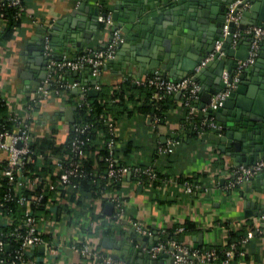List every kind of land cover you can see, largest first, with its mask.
<instances>
[{"label":"crops","instance_id":"0c3cea01","mask_svg":"<svg viewBox=\"0 0 264 264\" xmlns=\"http://www.w3.org/2000/svg\"><path fill=\"white\" fill-rule=\"evenodd\" d=\"M130 2L131 0H24L20 24L8 40H0V98L6 102L8 109L19 113L30 124L32 137L47 136L55 131L56 144H63L72 127V124L63 119V111L70 106L77 109L84 96L82 89L93 86L88 79L89 73L85 70L87 67L77 71L76 75L69 72L65 78L75 83L74 87L61 96L49 97L30 111L24 108L35 94L36 78L47 61L42 51L43 39L49 38L55 59L63 56L75 58L86 52L99 51L110 39L112 30L119 29L114 23L112 27H104L96 21L97 29L90 42L86 43L81 38L83 46L80 47L68 42L67 48H64V35L72 30L77 19H83L85 26L86 16L92 9H97L98 13L99 10L103 13L110 12L113 21L116 7L115 11L123 13L124 18ZM81 3L84 4V10L78 15L70 16L71 11ZM160 21L167 25L169 20L161 16ZM52 28L55 29L53 36L58 37L55 45L51 43L52 36L49 35V29ZM199 33V28L193 31V39ZM123 38L122 43L127 48L119 49L121 55H117L115 63L107 66L105 62L97 77L98 84L107 89L116 88L125 77L136 79L149 76L141 74L137 66L127 61L131 58L130 46L134 42L126 43L124 36ZM241 42L238 43L239 46ZM179 104L180 102L168 111L165 122L156 130L151 127L150 119L139 113L123 116L116 123L118 161L129 167H151L156 173L153 180H138L133 172L128 171L117 182V186H111L105 191L103 198H91L89 193L81 189L78 192L68 189L58 197L60 205L57 210L59 214L74 212L80 220V229L78 231L73 228L68 220L58 215L49 223L51 231L57 233L61 240L92 232L98 240L99 249L114 257L115 254L123 256L124 246L134 241L132 222L149 230L151 234L148 236L156 235L157 243L166 231L183 227L182 224L190 221L194 223L195 229L183 233L181 238L184 245L194 249L223 245L230 231L242 228L247 230L250 225L258 222L261 233H255L243 246L245 254L234 257L229 264H264V217L260 218L264 213V179H259V183L253 180L247 183L246 180L228 188L227 185L233 178L232 169L236 165L210 138L214 129H208L198 136H188L189 133L182 131L180 123L185 110ZM197 114L202 115L199 110ZM173 136H178L181 142L173 145L170 153H159L157 147L164 146L167 139ZM128 142L132 143V149L125 154ZM184 178L200 179L210 190L206 194L190 195L180 184ZM115 196H120L124 201L119 222L113 217L115 207L111 198ZM110 202L113 206L108 215L105 213V204ZM90 221L94 223L92 230L88 228ZM151 246L152 241L145 243L144 247L135 241V249L128 252L129 263L138 264L140 253L146 254L143 248ZM36 251L41 259L48 260V264H102L86 262L66 246L50 256L43 247ZM168 256L161 259L169 261ZM121 259L126 261V258Z\"/></svg>","mask_w":264,"mask_h":264},{"label":"built area","instance_id":"2783aa9c","mask_svg":"<svg viewBox=\"0 0 264 264\" xmlns=\"http://www.w3.org/2000/svg\"><path fill=\"white\" fill-rule=\"evenodd\" d=\"M248 7L243 0H231L228 4L224 24L222 27L221 39L215 42L214 48L194 69L185 77L177 80L149 75L142 78H130L139 85H147L152 88V99L161 100L166 97L175 96L179 93L180 107L185 110V115L180 123L183 132L200 135L208 129H218L213 116L208 110H216L221 107L228 98L231 91L240 82L242 72L253 65L258 57L260 42L264 39V25L249 26L245 29L239 28L242 12ZM14 9V18L18 19L24 10V0H0V34L5 29V9ZM97 22L104 27H112L113 21L110 12L103 13L99 10L96 17ZM233 26L229 48L234 49L245 37H249L248 57L245 60H236L231 71L223 70L221 79L224 88L212 96L209 104L198 108L196 102L199 98L200 85L196 80V74L201 72L209 62L227 56L223 49L225 38L229 34V27ZM15 29V28H14ZM124 38L119 29H113L111 37L103 49L95 52H86L75 58L63 56L55 59L52 54L50 40L45 37L42 41V51L46 61V75L35 90L34 96L23 106L27 110L34 109L39 103L51 96H61L76 84L66 80L68 72L79 71L89 67L90 76L97 78L102 65L107 60L114 58L118 46ZM99 90L100 85L96 83L92 87L82 89L83 95L88 90ZM83 99L78 103H85ZM136 102H130L129 107ZM202 115H198L197 111ZM150 119V118H149ZM7 120V121H6ZM0 124V264H48L46 260L37 255V249L43 247L47 255L54 254L63 246L69 247L80 257L89 263L100 262L102 264H130L124 259L115 258L110 254L103 253L99 249V243L92 232L74 237L73 239L61 240L57 233L51 231L50 221L58 215L71 223L73 228L79 231L81 223L74 212L58 213L60 205L58 197L68 189L78 192L82 181L90 179L95 182L101 178L99 197L103 198L105 191L122 179L123 175L131 171L137 179L153 180L156 176L155 170L151 167H129L121 164L116 156L117 129L109 117L105 118L104 125L108 131V140L104 144L105 171L102 174L89 172L83 165L87 156V140L82 138L92 123L72 124L75 134L70 137L68 143L57 154H43L35 152L31 147V127L19 113L8 109V117ZM153 129H157L159 118L150 119ZM181 142L178 136L169 137L164 146L159 145V153H170L172 146ZM47 168L46 172L41 168ZM50 168V169H49ZM264 170V158L257 159L254 163L233 167V178L227 187L243 183L258 172ZM180 184L184 191L190 195L206 194L210 189L200 179H181ZM115 207L114 218L121 219L123 213V199L120 196L111 198ZM264 217L263 215L260 218ZM259 220V219H258ZM119 222V221H118ZM258 223V222H257ZM250 225L246 234L231 242L227 240L223 244L222 257L216 253L214 248L199 250L175 241L163 243L158 241L156 245L143 248L152 259L159 257L160 251L168 252L173 257V264H195V263H216L229 264L235 256L245 254L243 246L255 233H261L259 224ZM140 235L151 234L149 230L140 224L131 223ZM88 228L93 229L94 223L90 221ZM184 227L175 230L180 233ZM173 247V251H169Z\"/></svg>","mask_w":264,"mask_h":264},{"label":"water","instance_id":"95a60500","mask_svg":"<svg viewBox=\"0 0 264 264\" xmlns=\"http://www.w3.org/2000/svg\"><path fill=\"white\" fill-rule=\"evenodd\" d=\"M231 0H131L128 10L123 13L116 10L113 12V23L125 37V42L131 43V56L127 59L143 75H156L171 80H177L187 76L212 49L215 42L221 39L225 13ZM248 7L242 12L239 23L240 29L247 26L264 25V0H243ZM84 10V4H79L70 13V16L80 14ZM97 9L88 12L85 19H77L70 32L65 37L67 43H75L76 47L83 46L81 38L86 43L90 42L91 36L97 29ZM168 19V24L162 23L160 17ZM168 27V28H167ZM199 28L200 33L193 39L192 32ZM86 29V31H85ZM233 26L229 27V34L225 38L223 49L225 57L215 59L196 74V80L200 85L199 98L196 102L198 108L209 104L213 95L224 88L221 79L223 70L231 71L236 60H245L248 57L249 37L242 40L241 46L235 49L229 48ZM55 29H49L51 43L57 44L54 37ZM121 43L114 58L107 60V66L115 63L117 55H121L119 49H126ZM39 50L41 51L40 47ZM78 50V49H77ZM259 56L256 62L247 68L240 76V82L231 91L223 105L216 110H208L214 117L220 128L210 134L216 147L232 159L234 164L248 165L259 158H264V39L260 42ZM232 57L233 59H228ZM103 68V67H101ZM92 85L99 82L98 78L92 79L90 69H85ZM69 73V72H68ZM76 75L78 72L73 71ZM46 75V64L40 71L35 81V88ZM98 94L97 90L91 89L88 95L93 97ZM179 99V93L175 95ZM75 106L68 107L63 111V119L74 123L73 113ZM73 130V127H71ZM264 179V170L256 173L247 180L256 181ZM113 204L106 203V214H111ZM263 212V211H261ZM134 241L124 246L123 256L115 254V258H126L130 262L128 252L135 249L136 243L144 247L145 243L152 241L156 245L158 237L140 235L132 229ZM155 234V233H154ZM154 241V242H153ZM42 248V247H40ZM198 248V247H195ZM169 247V251H173ZM138 264H173V257L160 251L157 259H152L148 254L140 253ZM169 257V261L162 260Z\"/></svg>","mask_w":264,"mask_h":264},{"label":"trees","instance_id":"16d2710c","mask_svg":"<svg viewBox=\"0 0 264 264\" xmlns=\"http://www.w3.org/2000/svg\"><path fill=\"white\" fill-rule=\"evenodd\" d=\"M14 9H5V29L0 34V40H8L14 32V28L20 24L21 16L15 19ZM70 92V91H69ZM135 95L137 96L135 98ZM152 88L147 85L135 84L132 79L128 78L123 80L116 88L107 89L100 86L98 94L96 96L85 95L82 105H79L75 111V124L80 123H92L90 130L83 135L82 138L87 140V156L83 160V165L89 172H95L102 174L105 171V162L103 157L106 152L104 144L108 140V131L104 125V119L109 117L111 121L116 123L123 116H130L133 113H139L147 116L151 119L159 118V124H163L166 120L168 111L179 103L180 99H176L175 96L166 97L161 100H154L151 97ZM137 103L129 107L130 102ZM210 115V114H209ZM8 117V106L6 102L0 98V124L4 123ZM7 121V120H6ZM75 132L69 129L67 139L63 144H56V133L52 131L49 135L43 137H32L30 147L37 153L43 154H57L62 148L66 146L70 137ZM188 136H196L194 133H189ZM132 149V143L128 142L124 153L127 154ZM95 163V165H93ZM221 163V162H219ZM50 169V168H49ZM41 171L46 172L47 168L42 167ZM186 179V178H185ZM192 179V178H187ZM196 179V178H194ZM101 178H96L95 182L90 179L82 181L80 189L89 193L91 198L99 197L98 190L100 189ZM112 186H117V182ZM79 189V190H80ZM63 194V193H62ZM184 230L180 233L175 232V228L169 229L162 234L161 241L167 243L168 241H175L183 244L181 235L195 229L194 223L188 221L182 224ZM246 234V228L239 229L237 231H230L227 236V241L231 242L242 238ZM216 250L219 258L222 257L223 245H212L199 250L212 249ZM236 257V256H235Z\"/></svg>","mask_w":264,"mask_h":264}]
</instances>
